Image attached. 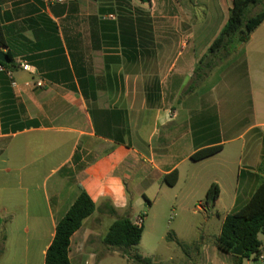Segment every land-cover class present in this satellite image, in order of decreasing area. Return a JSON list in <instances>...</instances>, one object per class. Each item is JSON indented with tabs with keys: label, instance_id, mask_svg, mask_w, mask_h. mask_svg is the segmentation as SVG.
I'll list each match as a JSON object with an SVG mask.
<instances>
[{
	"label": "crops",
	"instance_id": "crops-1",
	"mask_svg": "<svg viewBox=\"0 0 264 264\" xmlns=\"http://www.w3.org/2000/svg\"><path fill=\"white\" fill-rule=\"evenodd\" d=\"M174 1L165 15L163 0H0V51L15 65L0 71V264H45L81 189L96 209L71 236L70 262L113 264L114 256L132 257L104 243L110 226L140 216L133 218L138 207L154 209L166 175L178 172L175 186L183 171L202 183L196 166L243 142L232 208L220 211L218 177L206 181V191L219 186L215 203L199 200L192 210L204 212L205 225L220 221L217 238L264 181L262 72L247 57L223 69L214 61L220 53L199 57L192 18L174 16L182 15ZM209 147L222 149L192 160ZM221 165L232 172V162ZM231 257L221 256L235 264Z\"/></svg>",
	"mask_w": 264,
	"mask_h": 264
},
{
	"label": "rangeland",
	"instance_id": "rangeland-1",
	"mask_svg": "<svg viewBox=\"0 0 264 264\" xmlns=\"http://www.w3.org/2000/svg\"><path fill=\"white\" fill-rule=\"evenodd\" d=\"M154 1L157 2V0ZM163 1H165L164 14L167 15L168 0ZM174 2L182 12V15L176 13L174 16L181 18L185 13L192 18V23L195 25V48L198 56L206 54L212 57L213 54L208 52L209 47L227 22L232 1L176 0ZM263 8L264 0L257 5L250 6L246 14L248 17L254 16ZM225 56L227 55L222 51L214 60L219 64L220 69L235 65L247 57L251 62L252 70L262 72V75L258 76L263 82L259 80L256 86L261 96L259 99L264 103V22L252 33L247 42L232 47L230 55ZM199 68L204 69L201 64ZM240 95H242L240 99H244L242 91ZM229 98L232 99V95ZM242 143L235 142L234 145H228L223 156L198 164L196 167L202 175V183L194 184L189 180L188 171H183V178L177 186L167 185L163 190L157 191L159 203L154 209L136 208L133 218L137 215L145 218L142 241L140 245L124 251L128 253V257H132L131 261H127V257L117 255L111 258L113 264H140L136 258H141V262L145 264H225L227 261L221 258L224 252L215 248L221 228L220 221L215 219L205 225L203 223L204 212L193 214L192 210L198 205L199 200L205 203L206 181L209 182L218 177L222 178L223 186L220 211L224 215L232 208L237 191L239 166L237 155L242 151ZM231 151H235L234 157ZM223 159L232 162L229 166L232 172H221ZM192 171L191 169L190 172ZM245 193H248V189H245L244 193L243 189L240 191V199ZM205 208L209 211L207 206ZM231 259L234 260L232 257ZM251 262L252 264H264L258 260H251Z\"/></svg>",
	"mask_w": 264,
	"mask_h": 264
},
{
	"label": "trees",
	"instance_id": "trees-1",
	"mask_svg": "<svg viewBox=\"0 0 264 264\" xmlns=\"http://www.w3.org/2000/svg\"><path fill=\"white\" fill-rule=\"evenodd\" d=\"M143 3H151V0H140ZM262 0H233L228 20L222 32L215 38L208 52L213 55L224 51L228 56L231 48L247 42L252 33L264 22V8L248 17L247 10L252 5H257ZM4 28L0 22V49L6 47ZM8 62L1 63L6 68L13 69V57L6 53ZM209 70L215 63L208 64ZM222 147H209L202 149L192 156V160L201 161L210 158L220 152ZM261 170V169H260ZM264 174V166L262 167ZM168 186H175L178 182V172L174 171L164 177ZM220 189L217 184H212L206 193V204L212 206L218 199ZM95 204L87 194L81 192L65 216L56 226L55 237L46 253L45 264H71L68 251L71 236L81 228L85 219L95 212ZM114 214V210H110ZM144 233V226L137 227L131 218L116 220L109 228L104 243L129 249L140 244ZM264 233V181L255 189L248 202L234 213L226 216L221 233L217 238V248L232 256L236 264H242L244 260H258L263 242L260 234ZM4 238H0V244ZM243 243V254L234 255L235 249ZM141 261V258H137Z\"/></svg>",
	"mask_w": 264,
	"mask_h": 264
},
{
	"label": "built area",
	"instance_id": "built-area-1",
	"mask_svg": "<svg viewBox=\"0 0 264 264\" xmlns=\"http://www.w3.org/2000/svg\"><path fill=\"white\" fill-rule=\"evenodd\" d=\"M50 2L62 3V2H64V0H50ZM20 66L25 71H31V69H32L31 65H29L26 62L20 63ZM3 70H4V66L0 64V71H3ZM7 73L11 77V74H12L11 71H7ZM37 86L38 87L43 86V82L38 81ZM132 222L135 226L141 227L143 225V218L141 216H138V217L134 218L132 220ZM258 261H260L261 263H264V245L261 249V253L258 255Z\"/></svg>",
	"mask_w": 264,
	"mask_h": 264
},
{
	"label": "water",
	"instance_id": "water-1",
	"mask_svg": "<svg viewBox=\"0 0 264 264\" xmlns=\"http://www.w3.org/2000/svg\"><path fill=\"white\" fill-rule=\"evenodd\" d=\"M0 62L1 63H7L8 62L7 55L2 51H0ZM243 246H244L243 243H241L240 246L237 249H235L234 255L241 256L243 254Z\"/></svg>",
	"mask_w": 264,
	"mask_h": 264
}]
</instances>
